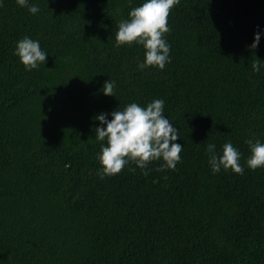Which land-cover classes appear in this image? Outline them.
Here are the masks:
<instances>
[{"label":"trees","instance_id":"16d2710c","mask_svg":"<svg viewBox=\"0 0 264 264\" xmlns=\"http://www.w3.org/2000/svg\"><path fill=\"white\" fill-rule=\"evenodd\" d=\"M143 2L29 0L31 14L0 0V264H264V167H247L245 143H264V0H180L163 70L138 68L142 45L116 46ZM24 37L47 54L32 70L13 55ZM155 99L180 162L101 179L94 117ZM228 142L243 175L211 170L207 145Z\"/></svg>","mask_w":264,"mask_h":264},{"label":"clouds","instance_id":"9594fccd","mask_svg":"<svg viewBox=\"0 0 264 264\" xmlns=\"http://www.w3.org/2000/svg\"><path fill=\"white\" fill-rule=\"evenodd\" d=\"M180 0H145L140 6L132 8L128 18L118 24L115 33L116 46L142 45L144 59L138 63L143 70L156 67L163 70L170 62V45L164 35L170 31L168 17L172 8ZM16 4L25 7L31 14L39 11L38 6L29 4V0H16ZM261 33L254 35L251 50L257 48ZM13 55L17 56L26 68L32 70L44 64L47 54L41 50L38 41L24 37L15 46ZM261 61L256 58L252 63L253 72L260 70ZM114 81H105L102 92L105 96H114ZM111 115V120L106 119ZM101 126L95 127V137L103 142L97 160L101 166L97 175L103 179L120 173L129 163L140 168L144 175H148L149 163L161 161L157 171L174 170L180 162L183 145L175 143L179 139L178 129L164 115V101L155 99L145 107L133 102L122 110L117 109L109 113H101L94 117ZM245 143L249 147L250 155L246 165L250 170L264 167V143L251 139ZM206 152L209 154L208 163L213 173L221 169L243 175L241 153L228 142L223 145L222 154L217 155L215 145L208 144ZM135 171V168L130 169Z\"/></svg>","mask_w":264,"mask_h":264}]
</instances>
